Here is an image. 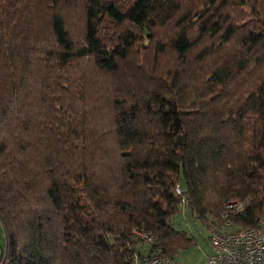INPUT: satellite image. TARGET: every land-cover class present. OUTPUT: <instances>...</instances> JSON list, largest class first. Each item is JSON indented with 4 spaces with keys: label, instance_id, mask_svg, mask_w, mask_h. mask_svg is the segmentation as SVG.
<instances>
[{
    "label": "trees",
    "instance_id": "obj_1",
    "mask_svg": "<svg viewBox=\"0 0 264 264\" xmlns=\"http://www.w3.org/2000/svg\"><path fill=\"white\" fill-rule=\"evenodd\" d=\"M182 201L262 228L264 0H0L4 264L172 257Z\"/></svg>",
    "mask_w": 264,
    "mask_h": 264
},
{
    "label": "built area",
    "instance_id": "obj_2",
    "mask_svg": "<svg viewBox=\"0 0 264 264\" xmlns=\"http://www.w3.org/2000/svg\"><path fill=\"white\" fill-rule=\"evenodd\" d=\"M178 186L174 193L179 194ZM243 202H225V211L238 212ZM1 227V226H0ZM144 244H149L150 239L138 232ZM2 243L0 247V264L5 263L6 235L1 228ZM207 245L209 254L205 264H264V231L262 228L244 227L234 228L228 221H224L216 230L208 232ZM131 264H174L169 255L143 253L132 254Z\"/></svg>",
    "mask_w": 264,
    "mask_h": 264
},
{
    "label": "rangeland",
    "instance_id": "obj_3",
    "mask_svg": "<svg viewBox=\"0 0 264 264\" xmlns=\"http://www.w3.org/2000/svg\"><path fill=\"white\" fill-rule=\"evenodd\" d=\"M175 211L168 223L174 229L182 230L188 236L191 235L192 240L186 248L177 250L172 254L174 264H205V258L209 254L208 231L205 224L189 213L184 201L176 206ZM261 227L264 231V217L261 221ZM0 243H2L1 227Z\"/></svg>",
    "mask_w": 264,
    "mask_h": 264
},
{
    "label": "crops",
    "instance_id": "obj_4",
    "mask_svg": "<svg viewBox=\"0 0 264 264\" xmlns=\"http://www.w3.org/2000/svg\"><path fill=\"white\" fill-rule=\"evenodd\" d=\"M0 247H1V243H0Z\"/></svg>",
    "mask_w": 264,
    "mask_h": 264
}]
</instances>
